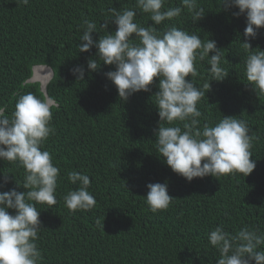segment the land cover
<instances>
[{
    "label": "trees",
    "instance_id": "16d2710c",
    "mask_svg": "<svg viewBox=\"0 0 264 264\" xmlns=\"http://www.w3.org/2000/svg\"><path fill=\"white\" fill-rule=\"evenodd\" d=\"M134 2L29 0L25 6L20 0H0V106L11 113L18 96L29 91L58 103L52 109L55 134L43 145L60 168L58 202L37 205L43 227L37 241L42 264H216L219 253L208 243V234L216 226L223 225L230 233L243 226L264 231V95L246 86L247 53L240 45L246 18L234 16L239 11L235 8L223 11L220 0H199L205 17L197 23L187 12L164 22L204 40L209 36L225 50L230 63L222 62L229 76L223 82L212 81L206 98L197 105L201 125L217 122L221 114L238 117L257 136L251 149L256 168L249 176H207L189 183L163 162L153 146L159 116L152 97L159 81L149 92L135 93L122 102L105 75L115 67L102 64L90 72L87 61L97 50L79 53L77 47L84 18L95 21L99 29L111 16L110 8L119 10ZM178 4L179 0H168L167 6ZM136 19L152 26L147 14L138 12ZM115 30L110 24L108 31ZM92 35L98 40L103 32ZM249 42L253 50H264V28ZM78 65L85 68L84 81L70 72ZM38 66L53 70L45 94L39 82L30 81ZM195 66L199 74L193 82L202 87L208 80L207 59ZM0 169L22 184V168L0 160ZM73 170L90 177L88 190L96 200L91 210L72 212L64 204V196L78 187L67 179ZM157 182H167L175 199L166 210L154 213L145 198L147 185ZM14 187L10 182L0 191Z\"/></svg>",
    "mask_w": 264,
    "mask_h": 264
},
{
    "label": "clouds",
    "instance_id": "9594fccd",
    "mask_svg": "<svg viewBox=\"0 0 264 264\" xmlns=\"http://www.w3.org/2000/svg\"><path fill=\"white\" fill-rule=\"evenodd\" d=\"M20 2L29 4V0ZM167 4L168 0H135L119 10L110 8L111 16L100 23L99 29L95 21L84 18L77 45L79 53L97 50L96 56L87 61L90 72L98 71L102 64L115 67L105 75L122 102L135 93L149 92L154 81H159V90L152 97L159 116L153 146L175 174L189 183L207 176L239 173L247 177L256 168L251 149L257 139L247 121L221 114L217 122L201 125L202 112L197 107L206 98L212 81L223 82L229 76V70L222 66V62L229 63L225 50L219 49L209 36L204 40L193 31L164 23L185 12L191 15L193 24L197 23L205 17L199 0H179L176 6ZM220 6L223 11L238 9L233 15L246 18L244 42L240 43L247 53L243 61L246 86L264 95V50H253L249 42L264 28V0H220ZM138 12L147 14L152 26L141 25L136 19ZM110 24L116 26L111 33ZM100 32L103 35L94 40L92 34ZM205 59L209 65L208 80L198 87L193 82L199 74L195 65ZM70 72L77 81H84L83 65ZM52 74L49 68L45 78ZM56 107L53 97H38L31 91L18 96L11 113H7L6 106H0V160L24 170L21 184L10 172L0 169V189L15 183L14 188L0 191V264H42L43 254L37 241L43 227L37 205L54 206L58 202L60 168L43 148L49 136L55 134L51 121L52 109ZM67 179L78 187L64 196L65 206L72 212L91 210L96 200L88 190L89 175L73 170L67 173ZM19 188L25 191H18ZM147 189L145 200L154 213L166 210L175 199L169 195L167 182L149 183ZM208 243L219 253L216 264H264V231L259 228L243 226L230 233L219 225L208 234Z\"/></svg>",
    "mask_w": 264,
    "mask_h": 264
},
{
    "label": "bare ground",
    "instance_id": "6f19581e",
    "mask_svg": "<svg viewBox=\"0 0 264 264\" xmlns=\"http://www.w3.org/2000/svg\"><path fill=\"white\" fill-rule=\"evenodd\" d=\"M48 70L49 69L46 68V67H36V68L33 69V71H36V77L34 78V75H33L32 79L34 78V80L39 81L40 85H41V88L43 90H45V87H46V85H47V83H48V81H49V79L51 77L50 76L47 79L45 78L47 73H48ZM43 72H45V74Z\"/></svg>",
    "mask_w": 264,
    "mask_h": 264
},
{
    "label": "water",
    "instance_id": "95a60500",
    "mask_svg": "<svg viewBox=\"0 0 264 264\" xmlns=\"http://www.w3.org/2000/svg\"><path fill=\"white\" fill-rule=\"evenodd\" d=\"M38 67H40V66H38ZM34 68H36V67H34ZM34 68H33V69H34ZM46 68H47V67H46ZM48 69H49V68H48ZM51 77H52V75H51ZM51 77H50V79H51ZM50 79H49V80H50ZM31 80H32V78L30 79V81H31ZM31 82H32V81H31ZM40 90L45 94V90H43L41 87H40Z\"/></svg>",
    "mask_w": 264,
    "mask_h": 264
},
{
    "label": "rangeland",
    "instance_id": "374dc122",
    "mask_svg": "<svg viewBox=\"0 0 264 264\" xmlns=\"http://www.w3.org/2000/svg\"><path fill=\"white\" fill-rule=\"evenodd\" d=\"M44 74H45V72H43ZM36 77V71H34V78ZM34 78L31 80V81H33V82H39V81H37V80H34ZM40 83V82H39Z\"/></svg>",
    "mask_w": 264,
    "mask_h": 264
}]
</instances>
